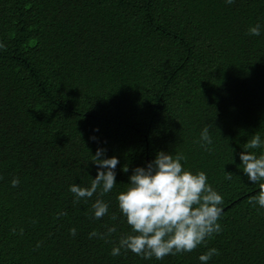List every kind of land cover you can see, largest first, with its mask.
I'll use <instances>...</instances> for the list:
<instances>
[{
    "label": "trees",
    "instance_id": "trees-1",
    "mask_svg": "<svg viewBox=\"0 0 264 264\" xmlns=\"http://www.w3.org/2000/svg\"><path fill=\"white\" fill-rule=\"evenodd\" d=\"M0 44V264H200L206 248L208 264H264V208L249 202L261 185L238 158L264 138V0H0ZM97 147L119 159L118 184L76 199ZM159 150L207 174L221 231L161 260L112 256L131 234L116 193ZM97 198L109 213L94 220Z\"/></svg>",
    "mask_w": 264,
    "mask_h": 264
},
{
    "label": "clouds",
    "instance_id": "clouds-1",
    "mask_svg": "<svg viewBox=\"0 0 264 264\" xmlns=\"http://www.w3.org/2000/svg\"><path fill=\"white\" fill-rule=\"evenodd\" d=\"M225 2L231 4L233 0ZM260 30V24H256L249 27L248 34L259 36ZM90 139L95 140V137ZM246 143L249 148L261 149L259 154L243 150L238 153V158L247 180L261 185V190L249 202L264 208V138L255 132ZM211 144L212 138L205 125L200 134V146L208 151ZM90 156L97 166L96 174L86 187L77 183L69 185V191L76 199H90L98 189L99 195L107 194L118 184L115 178L119 159L106 156V149L102 147H97ZM185 160L183 153L159 150L143 166L131 170L126 188L116 193L117 207L131 234L118 236L110 255L119 256L123 250L144 260H161L165 256L191 252L203 245L206 238L221 231L218 221L223 211L222 195L208 182L204 171L193 172L184 167L182 162ZM123 171H128L127 165ZM225 175L231 179L232 174ZM10 184L17 186L19 179L12 178ZM91 209L92 219L99 220L109 213V203L97 198ZM115 218L112 214L111 219ZM116 231L115 225H109L104 233L93 230L89 237L105 238ZM69 232L75 235L76 229L71 228ZM217 254V249L206 248L197 260L200 264H208Z\"/></svg>",
    "mask_w": 264,
    "mask_h": 264
}]
</instances>
